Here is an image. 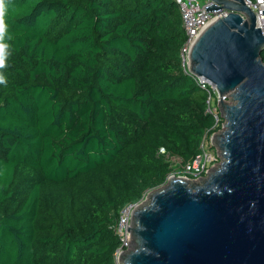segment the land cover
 Wrapping results in <instances>:
<instances>
[{
    "label": "trees",
    "instance_id": "16d2710c",
    "mask_svg": "<svg viewBox=\"0 0 264 264\" xmlns=\"http://www.w3.org/2000/svg\"><path fill=\"white\" fill-rule=\"evenodd\" d=\"M5 22L0 264H115L120 210L216 130L206 92L181 65L178 7L8 0Z\"/></svg>",
    "mask_w": 264,
    "mask_h": 264
},
{
    "label": "water",
    "instance_id": "95a60500",
    "mask_svg": "<svg viewBox=\"0 0 264 264\" xmlns=\"http://www.w3.org/2000/svg\"><path fill=\"white\" fill-rule=\"evenodd\" d=\"M212 1L220 8L205 12L229 14L196 39L188 73L219 94L224 130L211 145L221 162L198 181L171 177L149 192L119 264H264V35L242 0Z\"/></svg>",
    "mask_w": 264,
    "mask_h": 264
},
{
    "label": "built area",
    "instance_id": "2783aa9c",
    "mask_svg": "<svg viewBox=\"0 0 264 264\" xmlns=\"http://www.w3.org/2000/svg\"><path fill=\"white\" fill-rule=\"evenodd\" d=\"M242 1L255 16L256 29H260L262 35H264V17L262 13V11H264V0ZM173 2L178 7L182 29L185 34V41L180 49L179 56L183 70L188 73V54L196 39L212 22L219 18L226 17L229 12L222 8L216 12H205V8L211 5L220 8L219 6L215 5L212 0H173ZM242 19L245 20L243 17ZM195 80L197 81V84L200 86V88L203 89L207 94L205 112L214 119V126L212 129L218 130L221 127L224 130V122L221 119L218 110L220 97L216 88L203 78L197 77ZM209 137L210 136L208 135L203 137L199 147L200 153L191 161L187 162L184 166L180 167L178 172L169 174L162 186H164L171 177H182L188 180H198L207 177L213 168H210V165H215L217 160H221L219 153L217 155L212 154L214 153V150H211L213 148L211 147V138ZM159 154L166 155L167 153L165 149L160 148ZM142 200L136 204L126 205L119 212V217L114 226V231L120 239V245L113 255L115 264H119L118 258L120 254L128 250L130 234L127 233V228H130V221L133 211L138 205L142 203Z\"/></svg>",
    "mask_w": 264,
    "mask_h": 264
},
{
    "label": "clouds",
    "instance_id": "9594fccd",
    "mask_svg": "<svg viewBox=\"0 0 264 264\" xmlns=\"http://www.w3.org/2000/svg\"><path fill=\"white\" fill-rule=\"evenodd\" d=\"M8 8V0H0V85H7V78L4 69L7 67L8 57L11 55L10 44L7 42L11 39L8 35V26L5 22V16Z\"/></svg>",
    "mask_w": 264,
    "mask_h": 264
},
{
    "label": "rangeland",
    "instance_id": "374dc122",
    "mask_svg": "<svg viewBox=\"0 0 264 264\" xmlns=\"http://www.w3.org/2000/svg\"><path fill=\"white\" fill-rule=\"evenodd\" d=\"M225 102H228V100H225ZM224 122V121H223ZM223 129L220 127L218 130L216 129L215 131H213V133L210 135V137L209 138H211L213 135H215V134H217V133H219L220 131H222ZM211 141V140H210ZM212 147V146H211ZM213 149H211V150H214V153H212L213 155H217L218 154V150L216 149V148H214V147H212ZM221 162V160L219 159V160H217V162L215 163V165H210V168H212V167H214V166H218L219 165V163ZM180 170V167L178 166V168L175 170V171H173L172 173H176V172H178ZM192 180H194V179H192ZM198 180H200V179H198ZM198 180H195V181H198ZM145 198H146V196L143 198V200H142V202L145 200Z\"/></svg>",
    "mask_w": 264,
    "mask_h": 264
}]
</instances>
